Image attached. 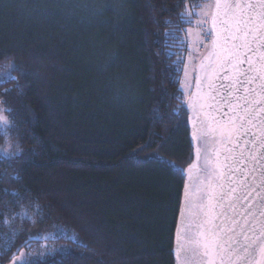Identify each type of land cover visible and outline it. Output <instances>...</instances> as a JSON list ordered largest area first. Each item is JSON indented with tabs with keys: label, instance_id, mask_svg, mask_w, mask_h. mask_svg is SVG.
<instances>
[{
	"label": "trees",
	"instance_id": "16d2710c",
	"mask_svg": "<svg viewBox=\"0 0 264 264\" xmlns=\"http://www.w3.org/2000/svg\"><path fill=\"white\" fill-rule=\"evenodd\" d=\"M206 1L0 0V264L178 263Z\"/></svg>",
	"mask_w": 264,
	"mask_h": 264
},
{
	"label": "water",
	"instance_id": "95a60500",
	"mask_svg": "<svg viewBox=\"0 0 264 264\" xmlns=\"http://www.w3.org/2000/svg\"><path fill=\"white\" fill-rule=\"evenodd\" d=\"M190 103L199 170L177 264H264V0H215Z\"/></svg>",
	"mask_w": 264,
	"mask_h": 264
},
{
	"label": "rangeland",
	"instance_id": "374dc122",
	"mask_svg": "<svg viewBox=\"0 0 264 264\" xmlns=\"http://www.w3.org/2000/svg\"><path fill=\"white\" fill-rule=\"evenodd\" d=\"M214 6L215 1L208 0L199 9L193 10L188 15L191 25L186 29L185 42L187 50L182 77V89L188 103L193 96L198 69L213 49L212 17ZM5 122L6 118L0 113V123L5 124ZM198 157L199 154L197 152V165Z\"/></svg>",
	"mask_w": 264,
	"mask_h": 264
}]
</instances>
